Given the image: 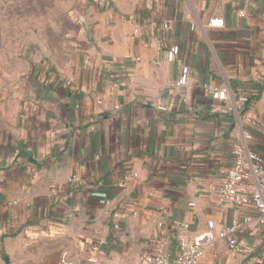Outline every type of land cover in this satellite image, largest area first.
Instances as JSON below:
<instances>
[{
    "label": "crops",
    "instance_id": "0c3cea01",
    "mask_svg": "<svg viewBox=\"0 0 264 264\" xmlns=\"http://www.w3.org/2000/svg\"><path fill=\"white\" fill-rule=\"evenodd\" d=\"M214 17L224 27L204 28ZM107 28L19 85L0 138V264H139L163 236L175 256L178 236L194 239L208 220L220 229L236 212L193 179L224 176L241 129L264 157V0H143ZM183 65L190 82L170 93ZM236 83L261 87L250 123L205 89L242 94ZM245 236L250 255L216 241L198 264H264V233Z\"/></svg>",
    "mask_w": 264,
    "mask_h": 264
},
{
    "label": "rangeland",
    "instance_id": "374dc122",
    "mask_svg": "<svg viewBox=\"0 0 264 264\" xmlns=\"http://www.w3.org/2000/svg\"><path fill=\"white\" fill-rule=\"evenodd\" d=\"M143 0H0V138L27 77L65 63L83 43L105 40L109 25L137 13Z\"/></svg>",
    "mask_w": 264,
    "mask_h": 264
},
{
    "label": "built area",
    "instance_id": "2783aa9c",
    "mask_svg": "<svg viewBox=\"0 0 264 264\" xmlns=\"http://www.w3.org/2000/svg\"><path fill=\"white\" fill-rule=\"evenodd\" d=\"M238 16L244 17L245 13L241 11ZM223 27L224 21L216 17L209 19L204 26L206 29ZM171 28L170 19L164 20L160 25L162 31H170ZM133 33L139 36L145 35V32L136 25ZM168 51L175 57L179 55L178 46H172ZM43 67L48 68L47 66ZM40 76L39 79L42 78ZM189 82L190 69L183 65L180 68L178 78L171 85L170 93H181ZM64 85L70 87L72 82L65 79ZM73 88L75 91L79 90L78 87L74 86ZM205 89L213 100L229 102V110L246 116L245 107L249 99L245 95L235 94L229 86L207 85ZM98 103L100 104L101 101L99 100ZM154 106L159 110H166L160 99L156 101ZM245 116L243 120L250 123L249 117ZM253 125L258 126L256 123ZM234 140L232 152L234 162L226 170L223 177L205 184L197 178L192 181V183L196 182V185L203 188L207 193L214 195L217 204L236 209L230 223L217 229L216 223L208 220L205 230L196 235L194 239L189 240L185 236H178L176 238L177 251L175 256L170 255V241L163 236L153 252L144 253L140 256L139 264H198L216 241H221L233 255H250L253 252V246L247 242L245 235L254 231L264 233V157L251 148L253 137L250 132L241 129ZM71 182H75L74 177ZM112 217L119 220L121 208L114 211ZM174 225L184 230L190 229L189 223L175 222ZM158 227L161 228L162 224L158 223ZM62 264L70 263L63 262ZM84 264H97V261L88 258Z\"/></svg>",
    "mask_w": 264,
    "mask_h": 264
},
{
    "label": "trees",
    "instance_id": "16d2710c",
    "mask_svg": "<svg viewBox=\"0 0 264 264\" xmlns=\"http://www.w3.org/2000/svg\"><path fill=\"white\" fill-rule=\"evenodd\" d=\"M234 88H239L240 89V92L245 95L246 97H248L249 101L247 102L246 104V107H245V111L247 110L248 106L253 103V101H256L259 97V93L261 92V87H259L258 85H254V88L253 87H250L251 89H253L254 91L256 90L257 92H254V91H251L249 90L250 88H247L241 84H238L236 83ZM247 88V89H246ZM238 91V90H237ZM251 91V92H249Z\"/></svg>",
    "mask_w": 264,
    "mask_h": 264
}]
</instances>
